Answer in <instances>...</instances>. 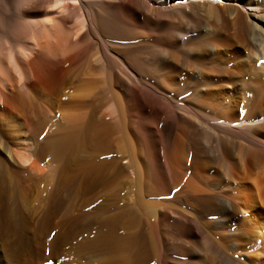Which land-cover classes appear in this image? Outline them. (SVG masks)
<instances>
[{
  "label": "bare ground",
  "instance_id": "bare-ground-1",
  "mask_svg": "<svg viewBox=\"0 0 264 264\" xmlns=\"http://www.w3.org/2000/svg\"><path fill=\"white\" fill-rule=\"evenodd\" d=\"M2 39L39 164L4 149L0 231L39 180V264H264V0H0Z\"/></svg>",
  "mask_w": 264,
  "mask_h": 264
},
{
  "label": "rangeland",
  "instance_id": "rangeland-1",
  "mask_svg": "<svg viewBox=\"0 0 264 264\" xmlns=\"http://www.w3.org/2000/svg\"><path fill=\"white\" fill-rule=\"evenodd\" d=\"M35 24L30 28L10 26L8 31L15 37L23 35L22 41L31 45L39 39V23ZM78 24L82 25V21ZM1 41L4 47L7 39ZM29 53L15 50L0 55V158L9 165L13 162L4 149L39 156V53L33 56ZM19 160V163L26 162ZM28 192L20 230L17 233L0 231V264H39V180L30 185Z\"/></svg>",
  "mask_w": 264,
  "mask_h": 264
}]
</instances>
